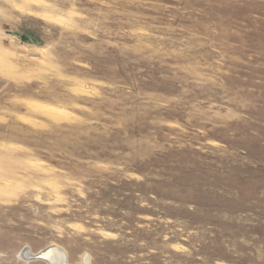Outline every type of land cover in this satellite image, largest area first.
I'll return each instance as SVG.
<instances>
[{
  "label": "rangeland",
  "instance_id": "rangeland-1",
  "mask_svg": "<svg viewBox=\"0 0 264 264\" xmlns=\"http://www.w3.org/2000/svg\"><path fill=\"white\" fill-rule=\"evenodd\" d=\"M50 246L264 264V0H0V264Z\"/></svg>",
  "mask_w": 264,
  "mask_h": 264
},
{
  "label": "bare ground",
  "instance_id": "bare-ground-1",
  "mask_svg": "<svg viewBox=\"0 0 264 264\" xmlns=\"http://www.w3.org/2000/svg\"><path fill=\"white\" fill-rule=\"evenodd\" d=\"M21 255L25 260L31 257L28 251H23ZM36 256L44 257V260L42 259L39 261L46 264H66L65 253L57 246H50L40 251Z\"/></svg>",
  "mask_w": 264,
  "mask_h": 264
},
{
  "label": "water",
  "instance_id": "water-1",
  "mask_svg": "<svg viewBox=\"0 0 264 264\" xmlns=\"http://www.w3.org/2000/svg\"><path fill=\"white\" fill-rule=\"evenodd\" d=\"M20 38L24 42H28V43L32 42L27 37L21 36ZM34 43H35V41H34ZM42 259L44 260V257H42V256H31V257L27 258L26 261H34V260H42Z\"/></svg>",
  "mask_w": 264,
  "mask_h": 264
}]
</instances>
